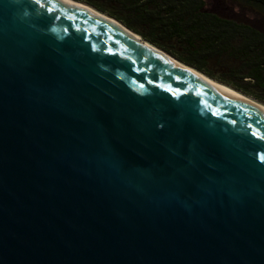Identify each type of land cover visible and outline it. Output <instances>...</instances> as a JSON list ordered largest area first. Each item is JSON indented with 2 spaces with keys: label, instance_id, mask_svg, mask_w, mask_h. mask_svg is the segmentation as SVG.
<instances>
[{
  "label": "water",
  "instance_id": "water-1",
  "mask_svg": "<svg viewBox=\"0 0 264 264\" xmlns=\"http://www.w3.org/2000/svg\"><path fill=\"white\" fill-rule=\"evenodd\" d=\"M0 264H264V109L80 4L0 0Z\"/></svg>",
  "mask_w": 264,
  "mask_h": 264
},
{
  "label": "trees",
  "instance_id": "trees-1",
  "mask_svg": "<svg viewBox=\"0 0 264 264\" xmlns=\"http://www.w3.org/2000/svg\"><path fill=\"white\" fill-rule=\"evenodd\" d=\"M81 1L180 61L264 103V0H236L248 18L213 10L206 0Z\"/></svg>",
  "mask_w": 264,
  "mask_h": 264
},
{
  "label": "bare ground",
  "instance_id": "bare-ground-1",
  "mask_svg": "<svg viewBox=\"0 0 264 264\" xmlns=\"http://www.w3.org/2000/svg\"><path fill=\"white\" fill-rule=\"evenodd\" d=\"M67 1H71V2H74V3H77V4H80L90 10H93L95 11L96 13L100 14L101 16L107 18L108 20L118 24L121 28H123L127 33H129L132 37L138 39V40H141L143 41L147 46H149L150 48L154 49L155 51H157L158 53H160L161 55H163L164 57L170 59L171 61L177 63L178 65H180L182 68H184L185 70L187 71H190L191 73L197 75L199 78L203 79V80H206L208 82H211V83H214V84H218L220 86H222L224 89H226L227 91H229L230 93L238 96V97H241V98H244L254 104H256L257 106L261 107L264 109V103L258 101L257 99H254L253 97L249 96V95H246L245 93H242L224 83H221L219 82L218 80L214 79V78H211L210 76L206 75L205 73L201 72L200 70H197L196 68L178 60L177 58H175L174 56L170 55L169 53H167L166 51L162 50L161 48H159L158 46H156L155 44L149 42L148 40H145L144 38L141 37L140 34H138L137 32L133 31L132 29H130L129 27H127L126 25H124L121 21L115 19L114 17L108 15L107 13L105 12H102L101 10L93 7L92 5L90 4H87L85 2H81L79 0H67Z\"/></svg>",
  "mask_w": 264,
  "mask_h": 264
},
{
  "label": "rangeland",
  "instance_id": "rangeland-1",
  "mask_svg": "<svg viewBox=\"0 0 264 264\" xmlns=\"http://www.w3.org/2000/svg\"><path fill=\"white\" fill-rule=\"evenodd\" d=\"M81 1V0H80ZM85 2V1H81ZM206 4L208 7H210L213 10H216L218 12L227 14L232 17H241L242 15L245 16L246 18L249 17L250 14L244 13L236 0H206ZM108 14V13H107ZM143 38V36L141 35ZM146 40V39H145ZM164 50V49H162ZM167 52V51H166ZM169 53V52H168ZM172 55V54H171ZM175 57V56H174ZM212 78V77H211ZM217 80V79H216ZM219 81V80H218ZM221 82V81H219ZM224 83V82H221ZM226 84V83H224ZM227 85V84H226ZM230 86V85H228ZM231 87V86H230ZM233 88V87H232ZM235 89V88H234ZM237 90V89H236ZM240 91V90H238ZM241 92V91H240ZM243 93V92H242ZM247 95V94H246ZM250 96V95H249ZM252 97V96H251ZM256 99V98H254ZM259 101V100H258ZM261 102V101H260ZM263 103V102H262Z\"/></svg>",
  "mask_w": 264,
  "mask_h": 264
},
{
  "label": "snow or ice",
  "instance_id": "snow-or-ice-1",
  "mask_svg": "<svg viewBox=\"0 0 264 264\" xmlns=\"http://www.w3.org/2000/svg\"><path fill=\"white\" fill-rule=\"evenodd\" d=\"M37 2H39V0H37Z\"/></svg>",
  "mask_w": 264,
  "mask_h": 264
}]
</instances>
